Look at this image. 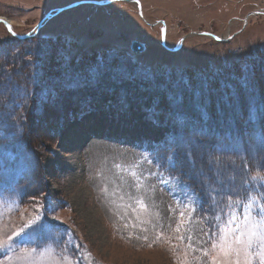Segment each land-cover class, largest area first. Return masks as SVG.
Wrapping results in <instances>:
<instances>
[{
  "label": "rangeland",
  "instance_id": "1",
  "mask_svg": "<svg viewBox=\"0 0 264 264\" xmlns=\"http://www.w3.org/2000/svg\"><path fill=\"white\" fill-rule=\"evenodd\" d=\"M79 1L0 0L17 35L44 20L25 42L0 24V184L13 183L0 193V264H208L178 239L180 211L193 216L192 244L210 249L199 243L210 221L218 231L235 215L244 226L233 209L243 210L236 201L247 203V185L264 201L250 179L264 168L244 174L232 156L247 146L225 129L233 120L238 132L254 106L264 121V12L253 14L264 0H139L144 19L123 0L54 12ZM160 21L175 51L162 45ZM133 41L145 51L134 53ZM258 56L262 66L244 70L241 90L224 81ZM183 100L188 109L176 106ZM205 110L210 121L200 126ZM258 126L244 135L258 139ZM180 181L205 212L184 207ZM227 188L241 193L231 206Z\"/></svg>",
  "mask_w": 264,
  "mask_h": 264
},
{
  "label": "snow or ice",
  "instance_id": "2",
  "mask_svg": "<svg viewBox=\"0 0 264 264\" xmlns=\"http://www.w3.org/2000/svg\"><path fill=\"white\" fill-rule=\"evenodd\" d=\"M11 31V25H8ZM15 35V33H12ZM248 154L255 153L260 157L262 168H264V130L261 131L259 138L253 136L249 141V148L246 150ZM152 161L149 160V163ZM171 168L175 169L176 164L173 158H169ZM135 176L136 174L133 173ZM252 181L261 182V191H264V176L260 172L250 177ZM183 193L186 197L184 207L190 209L192 213L199 211L205 212V200L196 196V194L188 191L189 185L183 184ZM227 187V186H224ZM255 190V185H247L244 188L245 198L247 203L237 200V205H242L241 208H234L233 212H239V219L244 220V226L238 227V218L235 215H230V218L225 222L224 226L216 225L218 231H213V224L210 221L207 229H202V237L199 240L200 244L210 245L197 249L193 244L192 226L193 216L188 215L185 220V211L179 213L175 231L181 233L178 239L186 243L187 248H191L193 252L199 251L203 257H209L208 264H264V201L258 200L255 196L247 195V193ZM218 195L224 194L218 191ZM226 195L228 197L229 206H231L232 197L241 195L240 192H234L232 188H227ZM210 199V198H209ZM141 207H146L143 201H139ZM205 219L208 217L205 216ZM58 219V217H57ZM213 219L219 220V216ZM35 223V222H33ZM23 231V229H21ZM47 232V229H43ZM187 232V235L184 233ZM19 235V233H16ZM11 240V237H9ZM5 247V244L0 243V249ZM78 247V246H77ZM33 252L36 249H32ZM187 256V251L185 252ZM182 264H190L185 259ZM200 264H203L201 261Z\"/></svg>",
  "mask_w": 264,
  "mask_h": 264
},
{
  "label": "trees",
  "instance_id": "3",
  "mask_svg": "<svg viewBox=\"0 0 264 264\" xmlns=\"http://www.w3.org/2000/svg\"><path fill=\"white\" fill-rule=\"evenodd\" d=\"M36 37H38V34H35V35H33V36H31L30 38H28V39H24V40H21V39H18V42H25V41H27V40H32V39H35ZM260 56V55H259ZM257 57L256 59V61H255V64H256V62H257V64L256 65H250V64H243V65H240L239 67H234V66H231L227 71H226V74H227V76L228 75H230V76H228L226 79H224V81H226V82H228V81H233L234 82V84H233V86H234V88H237L236 90H238V89H240L239 88V86H240V76H241V74L244 72V70H246L247 68H250V67H248V66H251L252 68L254 67L255 68V66L258 68V67H260V66H262V61H259L260 59V57ZM255 60V59H254ZM263 65H264V63H263ZM244 66L246 67V68H244ZM100 67H101V69L103 70V67L100 65ZM104 68H106V67H104ZM251 68V69H252ZM209 79L211 80H214V77L212 78V77H209ZM222 82V81H221ZM241 90V89H240ZM239 90V91H240ZM176 102H178V101H176ZM185 103V101L183 100V101H181V102H179V104H176V106H178L180 109H188L187 108V105L186 104H184ZM0 104H1V101H0ZM174 108V107H173ZM196 110V109H195ZM207 110H208V108H207ZM250 108H248V113H247V120H248V114H252V118L250 119V122H249V120H248V124L245 122L246 121V119H244L243 118V120H241V121H236L237 122V126H238V132H236V131H233L232 130V128L230 127V123H233L235 126H236V123H235V121H233L232 120V122L231 121H229V122H227L226 123V125H225V129H226V139H232L233 140V138L235 139V137L234 136H241V143H242V146L243 145H245V146H247L246 148H242V154L240 153L241 152V150L239 151V153H237V154H235L234 156H232V157H236L238 160H241V165H242V167H244V174L245 173H247L253 166H262L261 165V162L260 163H255L254 161H253V157L255 158V159H258L259 157H257L256 156V154H254L253 156H251L250 154H248L247 153V149L249 148V141H250V139H248L247 138V135H244L247 131H249V128H248V125L250 124V123H259V126H258V128H256V129H259L260 127H263L264 126V121H261L260 120V118L257 116V114H258V111H259V108H257V107H253L250 111ZM262 111H263V109H262ZM203 112H205V119H204V122L203 121H200L199 122V125L201 126V125H204V126H208V123H209V121H208V118H209V116L206 114L207 113V111L205 110V111H203ZM251 112V113H250ZM192 115V114H191ZM192 116H195V115H192ZM196 117V116H195ZM213 120V119H212ZM219 121V120H218ZM212 122V121H211ZM210 122V123H211ZM261 123H262V126H261ZM220 124V123H219ZM223 124V123H222ZM210 125H212V123L210 124ZM221 125V124H220ZM219 125H217L216 127H218ZM255 128H253L252 130H256ZM212 131V130H211ZM219 133H221V132H216V134L218 135ZM239 133V134H238ZM248 133V132H247ZM246 133V134H247ZM242 134V135H241ZM218 136H222V135H218ZM209 137H207V138H205V139H203L204 141H205V143H210V144H220L221 142H218L217 141V139H208ZM234 142V141H233ZM241 146V147H242ZM231 153L232 152H230V153H227V155H231ZM235 153V152H234ZM233 153V154H234ZM225 155V154H224ZM229 158L231 157V156H228ZM227 157V158H228ZM235 158V160H237ZM243 159V160H242ZM28 173V171H24V173H22V174H20V175H18L16 178H18V177H21L20 179H18V180H21L22 179V177H25V175ZM249 173V172H248ZM247 173V174H248ZM8 180V182H10L11 180H9V179H7ZM16 185V184H15ZM207 186L206 185H200L199 186V188H200V190L201 191H203V192H205V188H206ZM10 188H13V183H10V185L8 184V185H6L5 183L3 184V182L0 184V193H3L5 190L6 191H8Z\"/></svg>",
  "mask_w": 264,
  "mask_h": 264
},
{
  "label": "water",
  "instance_id": "4",
  "mask_svg": "<svg viewBox=\"0 0 264 264\" xmlns=\"http://www.w3.org/2000/svg\"><path fill=\"white\" fill-rule=\"evenodd\" d=\"M123 1H126V2H130V3H133V4H136L137 5V8H138V15L143 18V14H142V8H141V3L139 0H123ZM111 2H113V0H110V1H107V2H104V1H94V0H85V1H79V2H76V3H73V4H70L68 6H65V7H62V8H59L57 9L55 12V14H60L62 13L64 10H68V9H71V8H74V7H78L82 4H94V5H107V4H110ZM258 12H254L253 14H256ZM53 13L49 12L45 19L49 18ZM54 14V15H55ZM144 19V18H143ZM44 21V20H43ZM0 22L4 23L6 25V27L8 28V24L6 21H4L2 18H0ZM157 23H161L162 24V44L164 47H167L166 44H165V31H166V25H165V22L164 21H160V22H157ZM156 23V24H157ZM41 25V24H40ZM39 25V26H40ZM9 29V28H8ZM199 34V33H198ZM203 35H208L206 33H203ZM214 37V36H213ZM216 38L217 40H221L217 37H214ZM183 41V39H182ZM168 48V47H167ZM169 50L171 51H175L176 49L178 48H168ZM131 50L134 52V53H142L144 52L145 50V46L137 41H133L132 44H131Z\"/></svg>",
  "mask_w": 264,
  "mask_h": 264
},
{
  "label": "bare ground",
  "instance_id": "5",
  "mask_svg": "<svg viewBox=\"0 0 264 264\" xmlns=\"http://www.w3.org/2000/svg\"><path fill=\"white\" fill-rule=\"evenodd\" d=\"M66 5H68V4H66ZM142 11H143V9H142ZM145 17V16H144ZM1 18V17H0ZM3 19V18H2ZM4 21H7V20H4ZM8 22V21H7ZM1 24V23H0ZM3 24V23H2ZM10 33L12 34L13 32H12V30L10 31ZM13 35V34H12ZM13 36H15V37H17V38H19V37H22L21 35H17V34H15V35H13ZM225 38H227V36H224Z\"/></svg>",
  "mask_w": 264,
  "mask_h": 264
}]
</instances>
